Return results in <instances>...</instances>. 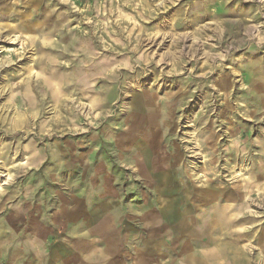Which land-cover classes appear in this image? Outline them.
<instances>
[{
    "label": "rangeland",
    "instance_id": "374dc122",
    "mask_svg": "<svg viewBox=\"0 0 264 264\" xmlns=\"http://www.w3.org/2000/svg\"><path fill=\"white\" fill-rule=\"evenodd\" d=\"M220 241L264 264V0H0V264Z\"/></svg>",
    "mask_w": 264,
    "mask_h": 264
},
{
    "label": "crops",
    "instance_id": "0c3cea01",
    "mask_svg": "<svg viewBox=\"0 0 264 264\" xmlns=\"http://www.w3.org/2000/svg\"><path fill=\"white\" fill-rule=\"evenodd\" d=\"M198 243L202 244L201 241H198ZM211 243V242H209ZM208 243V244H209ZM222 241H220V243H216L217 245H214V242L211 243L210 245H204L206 246V249L200 254V256L202 257L200 260H195L193 258V256L189 257V259L186 261L185 264H234V263H240L242 260V257H236L238 256V254H240L241 252H235L236 255L234 257H232L229 260L228 254L222 255L224 254L225 251H227L228 248L224 247V243ZM235 250H240L237 247H235ZM220 257H224L226 260L222 259V261H217V259ZM228 257V258H227Z\"/></svg>",
    "mask_w": 264,
    "mask_h": 264
},
{
    "label": "bare ground",
    "instance_id": "6f19581e",
    "mask_svg": "<svg viewBox=\"0 0 264 264\" xmlns=\"http://www.w3.org/2000/svg\"><path fill=\"white\" fill-rule=\"evenodd\" d=\"M7 177H8V175H6V178H7ZM7 180H9V179H6V181H7ZM5 184H6V183H4V185H5Z\"/></svg>",
    "mask_w": 264,
    "mask_h": 264
}]
</instances>
